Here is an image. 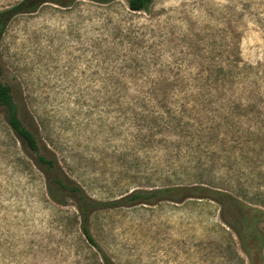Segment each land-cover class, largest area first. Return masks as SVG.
Here are the masks:
<instances>
[{"label":"rangeland","instance_id":"obj_1","mask_svg":"<svg viewBox=\"0 0 264 264\" xmlns=\"http://www.w3.org/2000/svg\"><path fill=\"white\" fill-rule=\"evenodd\" d=\"M63 3L15 16L0 53L65 175L102 203L198 185L264 213V0ZM62 199L0 108V264H104ZM224 215L211 199L163 200L98 210L89 227L115 264H252ZM256 228L264 256V215Z\"/></svg>","mask_w":264,"mask_h":264},{"label":"trees","instance_id":"obj_2","mask_svg":"<svg viewBox=\"0 0 264 264\" xmlns=\"http://www.w3.org/2000/svg\"><path fill=\"white\" fill-rule=\"evenodd\" d=\"M72 0H69V2ZM100 3H109L115 0H92ZM53 2L64 4L63 0H23L22 2L0 11V41L12 19L18 14L35 12L41 5ZM129 9L134 12H149L155 0H126ZM2 56L0 53V104L9 109L7 120L23 141L28 152L35 154L36 162L48 177L51 197L63 203L62 197L72 196L78 205L82 218V232L86 239L101 252L104 264H115L104 253L91 234L89 227L90 216L101 209L121 206H134L138 204H154L163 200L182 202L188 198H206L219 202L225 210V220L232 227H238L240 236L245 243L246 252L251 257L252 264H264L263 237L256 228L257 221L264 213L254 209L231 193L219 191L206 186H176L156 190H135L129 195L109 203H102L90 198L85 191L74 181H71L62 171L57 158L50 152H45L36 135L25 125L20 115V109L15 103L11 89L2 82L3 78Z\"/></svg>","mask_w":264,"mask_h":264},{"label":"flooded vegetation","instance_id":"obj_3","mask_svg":"<svg viewBox=\"0 0 264 264\" xmlns=\"http://www.w3.org/2000/svg\"><path fill=\"white\" fill-rule=\"evenodd\" d=\"M4 73V72H3ZM3 77H4V75H3ZM2 79V82L4 83V84H6V85H8L9 87H10V89H11V94L13 95V98H14V101H15V103L18 105V103H17V101H16V99H15V96H14V94H13V92H12V87L8 84V83H6L5 81H4V79L3 78H1ZM0 108H2V110L4 111V113L6 114V118H7V113H8V110L9 109H7V108H5L4 106H2L1 104H0ZM18 108H19V105H18ZM20 109V108H19ZM8 121V120H7ZM9 123V122H8ZM10 125V124H9Z\"/></svg>","mask_w":264,"mask_h":264}]
</instances>
